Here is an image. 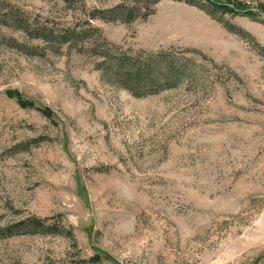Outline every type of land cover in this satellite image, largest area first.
<instances>
[{"label":"rangeland","instance_id":"rangeland-1","mask_svg":"<svg viewBox=\"0 0 264 264\" xmlns=\"http://www.w3.org/2000/svg\"><path fill=\"white\" fill-rule=\"evenodd\" d=\"M224 1L253 19L159 0L123 24L90 15L144 4L0 0V264H264V0ZM12 12L186 73L134 98L89 47L30 37ZM25 219L41 227L13 228Z\"/></svg>","mask_w":264,"mask_h":264},{"label":"trees","instance_id":"trees-1","mask_svg":"<svg viewBox=\"0 0 264 264\" xmlns=\"http://www.w3.org/2000/svg\"><path fill=\"white\" fill-rule=\"evenodd\" d=\"M159 0H137L144 4V8L141 10L143 13H139V8L134 7V5L126 8L122 6H116L103 13H93L90 15L91 19H102L108 21H118L123 24H128L133 20L140 18L144 19L152 10L149 9ZM176 2H182L186 5L201 8V3H204L209 8V11H205L210 18L215 19L219 22V19L215 17V14H229L232 16H243L253 19L252 12L243 7V4L237 1H224V0H172ZM148 2V3H146ZM148 4V5H147ZM145 5H147L145 7ZM150 6V7H149ZM203 10V9H202ZM9 21H11L16 28L29 35L30 37L37 36L41 34L43 39L49 43H55L58 45H67L69 48H76L80 44V48L85 46L91 50L90 52L101 58V62L98 63L97 67L102 72L108 80H113V83L117 84L120 88L126 90L132 97L140 98L147 95H153L163 89L174 88L180 79V76L186 73L187 66L182 64L176 58H171L169 56H162L161 54L146 55L142 61H139L138 56H122L114 55L111 53L112 45L109 44L105 39H101L98 35L97 39L92 38L90 33H99L98 30L89 28L86 30H79L73 28H68L63 30L59 35L55 36L53 39L50 36V32L46 29H31V27L21 21V18L17 17V13H10L7 15ZM30 28V29H29ZM232 27L227 26V30L232 31ZM38 34H33L34 32ZM94 43V44H93ZM139 55V54H136ZM159 69H162L161 71ZM159 77V78H158ZM17 104L19 107L26 109L29 105L21 97H17ZM42 114L43 111L37 109ZM41 227V222L38 219H25L19 221L15 224L13 228H17L18 232L30 231L31 228ZM12 227H6L0 230V236L12 235ZM51 234H55L54 232ZM89 262L98 263L96 258H89ZM84 261H82L83 263Z\"/></svg>","mask_w":264,"mask_h":264}]
</instances>
